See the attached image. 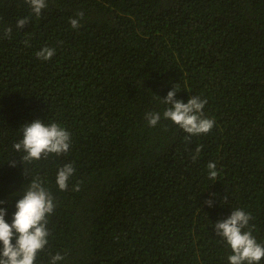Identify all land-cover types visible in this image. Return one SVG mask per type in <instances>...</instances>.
<instances>
[{
	"label": "trees",
	"instance_id": "16d2710c",
	"mask_svg": "<svg viewBox=\"0 0 264 264\" xmlns=\"http://www.w3.org/2000/svg\"><path fill=\"white\" fill-rule=\"evenodd\" d=\"M46 5L36 16L25 0H0V207L11 224L31 179L55 205L34 264H229L215 224L237 209L264 246V0ZM44 47L50 60L37 58ZM173 88L176 100L207 101L209 133L163 117ZM149 112L161 115L154 127ZM35 120L68 131V152L22 162L13 145Z\"/></svg>",
	"mask_w": 264,
	"mask_h": 264
},
{
	"label": "clouds",
	"instance_id": "9594fccd",
	"mask_svg": "<svg viewBox=\"0 0 264 264\" xmlns=\"http://www.w3.org/2000/svg\"><path fill=\"white\" fill-rule=\"evenodd\" d=\"M31 7L32 12L39 16L46 5V0H25ZM82 17V13L78 14ZM28 23L27 18L17 20V27L23 28ZM72 28H78L77 19H71ZM11 29L4 30L5 36L10 35ZM27 45V41L25 42ZM55 54V49L44 47L37 52V58L50 60ZM173 90L167 93L162 102L170 105L164 112L163 117L179 126L184 132L190 135L209 133L215 121L204 118L203 109L206 100L198 96L190 97L187 103L174 99L176 92ZM149 126H155L161 119L160 113L149 112L146 114ZM16 151H23L22 162L31 163L47 157L50 154L57 156L68 152L70 148V134L56 123L45 125L40 120H35L23 127V138L13 145ZM200 148L197 147V155ZM193 155V160L197 158ZM15 166V161L12 162ZM216 163L210 162L207 165L209 178L215 180L218 172ZM75 169L71 164H66L59 169L56 176V184L60 190H67L68 181L74 174ZM79 190L78 186L77 189ZM5 203L0 201V204ZM212 206V201L206 202ZM53 198L42 186L38 179H31L23 196L15 205L16 211L13 214L12 222L5 220L7 209L0 207V264H34L36 255L48 244L47 217L54 211ZM251 215L243 210L237 209L231 215L215 224L216 234L222 237L232 250L228 257L229 264H259L264 258V246L258 244L252 236L251 231H243L248 227ZM13 240L15 243H13ZM63 257L56 254L52 257L50 264H57Z\"/></svg>",
	"mask_w": 264,
	"mask_h": 264
}]
</instances>
